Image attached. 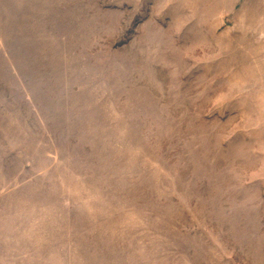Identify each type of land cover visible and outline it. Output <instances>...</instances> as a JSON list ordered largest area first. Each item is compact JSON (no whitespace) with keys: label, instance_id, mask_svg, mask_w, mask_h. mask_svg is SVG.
Here are the masks:
<instances>
[{"label":"rangeland","instance_id":"rangeland-1","mask_svg":"<svg viewBox=\"0 0 264 264\" xmlns=\"http://www.w3.org/2000/svg\"><path fill=\"white\" fill-rule=\"evenodd\" d=\"M0 264H264V0H0Z\"/></svg>","mask_w":264,"mask_h":264}]
</instances>
